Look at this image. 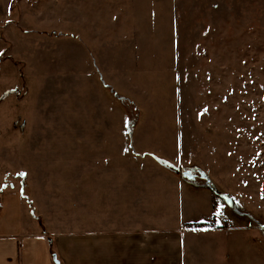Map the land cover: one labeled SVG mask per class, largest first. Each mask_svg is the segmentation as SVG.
I'll return each mask as SVG.
<instances>
[{"label":"rangeland","instance_id":"374dc122","mask_svg":"<svg viewBox=\"0 0 264 264\" xmlns=\"http://www.w3.org/2000/svg\"><path fill=\"white\" fill-rule=\"evenodd\" d=\"M0 13L1 191L40 226L35 200L77 225L83 162L158 158L184 182L163 213L212 229L186 231L183 264H264V0H3ZM147 183L137 218L157 221L166 184Z\"/></svg>","mask_w":264,"mask_h":264},{"label":"crops","instance_id":"0c3cea01","mask_svg":"<svg viewBox=\"0 0 264 264\" xmlns=\"http://www.w3.org/2000/svg\"><path fill=\"white\" fill-rule=\"evenodd\" d=\"M106 63L99 61L102 73H106ZM98 135L121 137L122 130L103 128ZM82 166L77 225L58 223L52 213L43 214L35 200V216L38 212L37 216L44 218L40 226L18 191L0 190V264H55L53 255L59 264H183L186 231L212 230L190 224L185 228L163 213L170 208L171 188H182L184 182L155 160L129 159L123 163L121 158H114L87 161ZM123 167L129 169L128 175ZM156 177L166 184L160 187L163 202L158 222L148 210L138 220V202L154 198L147 192V181Z\"/></svg>","mask_w":264,"mask_h":264},{"label":"trees","instance_id":"16d2710c","mask_svg":"<svg viewBox=\"0 0 264 264\" xmlns=\"http://www.w3.org/2000/svg\"><path fill=\"white\" fill-rule=\"evenodd\" d=\"M156 161L159 163V165H161L163 168H166L168 169L169 171H171L173 174H178V172L176 171V169L174 170H171L169 167H168V163L165 162V161H161L160 159L156 158ZM181 176V175H180ZM183 178V177H182ZM227 200H229V208L231 207L230 205H232V201L231 199H224L225 203L227 204ZM203 227V225L201 224H198V225H194V228H201Z\"/></svg>","mask_w":264,"mask_h":264},{"label":"water","instance_id":"95a60500","mask_svg":"<svg viewBox=\"0 0 264 264\" xmlns=\"http://www.w3.org/2000/svg\"><path fill=\"white\" fill-rule=\"evenodd\" d=\"M186 175H187V173H182L181 176L182 177H187ZM227 203H229V200H227ZM53 261H54L55 264H59V261L56 259V256L55 255H53Z\"/></svg>","mask_w":264,"mask_h":264},{"label":"flooded vegetation","instance_id":"af4514ba","mask_svg":"<svg viewBox=\"0 0 264 264\" xmlns=\"http://www.w3.org/2000/svg\"><path fill=\"white\" fill-rule=\"evenodd\" d=\"M187 173V172H186ZM187 178L188 179H194L195 180V178H197V177H195L194 175H191L190 173H187ZM190 177V178H189ZM186 178V177H185Z\"/></svg>","mask_w":264,"mask_h":264}]
</instances>
